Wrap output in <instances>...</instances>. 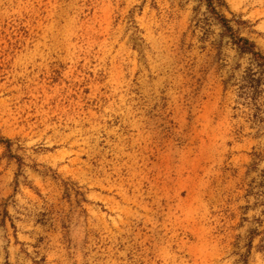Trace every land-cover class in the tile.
I'll use <instances>...</instances> for the list:
<instances>
[{"label":"rangeland","instance_id":"rangeland-1","mask_svg":"<svg viewBox=\"0 0 264 264\" xmlns=\"http://www.w3.org/2000/svg\"><path fill=\"white\" fill-rule=\"evenodd\" d=\"M0 264H264V0H0Z\"/></svg>","mask_w":264,"mask_h":264},{"label":"trees","instance_id":"trees-1","mask_svg":"<svg viewBox=\"0 0 264 264\" xmlns=\"http://www.w3.org/2000/svg\"><path fill=\"white\" fill-rule=\"evenodd\" d=\"M224 22L227 24V21L224 20ZM226 28L228 30H232L228 25H226ZM238 44L241 46V48L243 50H247V51H251L254 52V43H251L250 41H248L247 39L244 38H239L238 39ZM259 57L261 56L260 54H257ZM262 57V56H261Z\"/></svg>","mask_w":264,"mask_h":264}]
</instances>
